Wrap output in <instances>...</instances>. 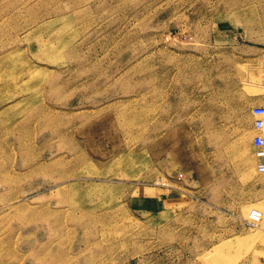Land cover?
<instances>
[{"label": "rangeland", "instance_id": "rangeland-1", "mask_svg": "<svg viewBox=\"0 0 264 264\" xmlns=\"http://www.w3.org/2000/svg\"><path fill=\"white\" fill-rule=\"evenodd\" d=\"M262 49L264 0H0V264H264L221 105L264 99Z\"/></svg>", "mask_w": 264, "mask_h": 264}, {"label": "crops", "instance_id": "crops-1", "mask_svg": "<svg viewBox=\"0 0 264 264\" xmlns=\"http://www.w3.org/2000/svg\"><path fill=\"white\" fill-rule=\"evenodd\" d=\"M214 43L219 49L232 50L237 53V61L235 65H240L239 61L240 50L242 46H245L241 42V36L228 33L221 34L220 36H212ZM218 37V38H217ZM264 52V49H262ZM264 55H260L261 60ZM243 82L241 80L235 81H223L222 83V121L225 122V128L228 126L229 129L241 128L246 132V135L251 134L253 130V119L251 115V109L255 107H264V99L260 94L247 95L241 92ZM256 191V184H254ZM170 199L167 197L163 198L164 203H168Z\"/></svg>", "mask_w": 264, "mask_h": 264}, {"label": "built area", "instance_id": "built-area-1", "mask_svg": "<svg viewBox=\"0 0 264 264\" xmlns=\"http://www.w3.org/2000/svg\"><path fill=\"white\" fill-rule=\"evenodd\" d=\"M253 117V130L255 135L252 138L254 156L257 161L256 169L259 173H264V107H255L251 109ZM262 212L259 210L250 211L244 223L249 228H254L260 222Z\"/></svg>", "mask_w": 264, "mask_h": 264}, {"label": "bare ground", "instance_id": "bare-ground-1", "mask_svg": "<svg viewBox=\"0 0 264 264\" xmlns=\"http://www.w3.org/2000/svg\"><path fill=\"white\" fill-rule=\"evenodd\" d=\"M254 157H255V156H254ZM254 209L259 210L258 208H252L250 211H252V210H254ZM259 211H261V210H259ZM262 220H263V218H261L260 222H262ZM260 229L263 230L264 228L261 227Z\"/></svg>", "mask_w": 264, "mask_h": 264}]
</instances>
